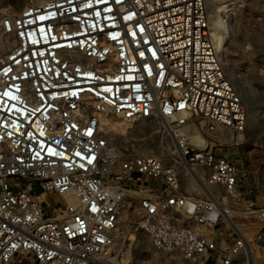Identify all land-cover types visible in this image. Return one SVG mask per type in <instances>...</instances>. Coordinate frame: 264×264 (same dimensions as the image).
Wrapping results in <instances>:
<instances>
[{
    "label": "built area",
    "instance_id": "built-area-1",
    "mask_svg": "<svg viewBox=\"0 0 264 264\" xmlns=\"http://www.w3.org/2000/svg\"><path fill=\"white\" fill-rule=\"evenodd\" d=\"M250 96L226 73L207 0L0 11V264H108L141 234L157 264L264 259ZM111 117L144 121L145 149L109 136ZM241 142L243 166L221 150ZM233 217L259 227L245 235Z\"/></svg>",
    "mask_w": 264,
    "mask_h": 264
},
{
    "label": "rangeland",
    "instance_id": "rangeland-1",
    "mask_svg": "<svg viewBox=\"0 0 264 264\" xmlns=\"http://www.w3.org/2000/svg\"><path fill=\"white\" fill-rule=\"evenodd\" d=\"M39 1L41 0H0V11L11 8L16 12L28 4ZM207 6L208 14L213 15L218 22L219 44L216 49L220 52L226 71L233 74L236 79L243 80L245 92L251 95L249 112H252V117L254 116L257 124L260 125L261 121H258L257 115L262 114L261 109L264 104V0H207ZM112 122L124 125L125 130L135 128L130 138L137 140H140L139 136L147 131L144 121L121 122L116 117L102 120L104 126H109ZM121 130L114 131L112 137L117 139L116 133L121 134L123 132ZM149 140L153 145L156 144V139ZM244 149L243 142L221 148L222 152L228 153L230 157L234 156V160L239 164L242 163V166L245 160ZM125 236L130 235L125 233ZM162 257L152 245V238L141 234L136 235L131 243L126 240L122 253L109 263L157 264L161 262Z\"/></svg>",
    "mask_w": 264,
    "mask_h": 264
},
{
    "label": "bare ground",
    "instance_id": "bare-ground-1",
    "mask_svg": "<svg viewBox=\"0 0 264 264\" xmlns=\"http://www.w3.org/2000/svg\"><path fill=\"white\" fill-rule=\"evenodd\" d=\"M46 0H41L40 2H44ZM209 24H210V31H211V35L213 37L214 40V44L215 47H218L219 44V31H218V22L216 20V18H214V16H210L209 15ZM217 50V49H216ZM218 51V50H217ZM226 70V69H225ZM227 75L230 77V79L232 80V82L235 84V86L238 88L239 92L242 94V96L246 95L247 93L245 92L244 88H243V80H239L236 79V77L233 76V74L227 72ZM245 87V86H244ZM261 113L262 115L264 114V107L261 109ZM118 120H120L121 122H123L122 119L118 118ZM120 123H116V122H112L109 124L108 128L110 130L109 136L114 135V131H116L117 129H122L121 131L125 132L126 136H118L117 139H125L126 137L130 138V134L132 132V130H125V128H123V126H119ZM248 129L251 131H254L255 129H259L260 125L257 124V120L255 119V117H252V112H249V118H248ZM127 128V127H126ZM139 128V127H138ZM137 130V129H136ZM139 132V131H138ZM137 140V139H135ZM151 142V141H149ZM153 143V142H152ZM135 146H137V148L143 150L145 149L144 144H146V142L141 141V140H137L135 141ZM233 220H235L237 222V224H239L242 228H243V232L245 233V235H251L258 227H259V223L256 222L253 219H248V218H241V217H233ZM112 262V259H109L108 264H110L109 262ZM255 264H264V259L262 256L260 255H256L255 256Z\"/></svg>",
    "mask_w": 264,
    "mask_h": 264
}]
</instances>
